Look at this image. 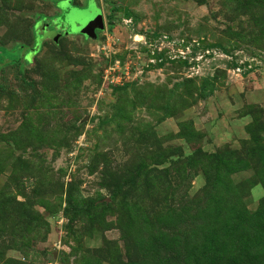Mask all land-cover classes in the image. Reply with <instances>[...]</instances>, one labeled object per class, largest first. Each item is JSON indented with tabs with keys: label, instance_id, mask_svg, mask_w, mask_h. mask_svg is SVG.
Returning a JSON list of instances; mask_svg holds the SVG:
<instances>
[{
	"label": "rangeland",
	"instance_id": "1",
	"mask_svg": "<svg viewBox=\"0 0 264 264\" xmlns=\"http://www.w3.org/2000/svg\"><path fill=\"white\" fill-rule=\"evenodd\" d=\"M154 33L253 69L144 68ZM40 36L0 63V264H264V0H0L6 59Z\"/></svg>",
	"mask_w": 264,
	"mask_h": 264
},
{
	"label": "built area",
	"instance_id": "2",
	"mask_svg": "<svg viewBox=\"0 0 264 264\" xmlns=\"http://www.w3.org/2000/svg\"><path fill=\"white\" fill-rule=\"evenodd\" d=\"M123 22L133 26L132 17L123 18ZM147 42L143 51L148 58V63L143 67L147 69L162 67L167 63H183L188 71L194 73L206 64L217 62L218 59L234 62L233 71L240 75L253 69V67L251 68L252 64L238 60L235 57L236 54L226 52L220 46L210 43L204 38L173 37L166 33H154Z\"/></svg>",
	"mask_w": 264,
	"mask_h": 264
},
{
	"label": "trees",
	"instance_id": "3",
	"mask_svg": "<svg viewBox=\"0 0 264 264\" xmlns=\"http://www.w3.org/2000/svg\"><path fill=\"white\" fill-rule=\"evenodd\" d=\"M124 17L126 18H130L131 14L128 10H124L123 13ZM41 40V36L37 38V42L34 44L33 48H27V47H20L17 50V53L14 54L13 56H11L10 58H5L4 56V52L2 50H0V63L3 65H12V64H17L21 58V56L23 55H27V54H35L39 51L40 46H39V42Z\"/></svg>",
	"mask_w": 264,
	"mask_h": 264
},
{
	"label": "water",
	"instance_id": "4",
	"mask_svg": "<svg viewBox=\"0 0 264 264\" xmlns=\"http://www.w3.org/2000/svg\"><path fill=\"white\" fill-rule=\"evenodd\" d=\"M87 17V22L85 24V34L87 37L92 38L95 37V32L97 30L104 29V16L102 10L99 7H94Z\"/></svg>",
	"mask_w": 264,
	"mask_h": 264
}]
</instances>
